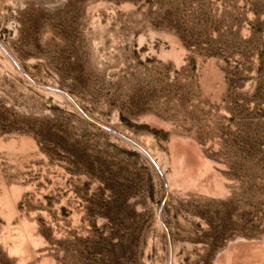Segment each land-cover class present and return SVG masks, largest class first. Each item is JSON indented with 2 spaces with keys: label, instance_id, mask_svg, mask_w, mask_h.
<instances>
[{
  "label": "rangeland",
  "instance_id": "rangeland-1",
  "mask_svg": "<svg viewBox=\"0 0 264 264\" xmlns=\"http://www.w3.org/2000/svg\"><path fill=\"white\" fill-rule=\"evenodd\" d=\"M0 264H264V0H0Z\"/></svg>",
  "mask_w": 264,
  "mask_h": 264
},
{
  "label": "water",
  "instance_id": "water-1",
  "mask_svg": "<svg viewBox=\"0 0 264 264\" xmlns=\"http://www.w3.org/2000/svg\"><path fill=\"white\" fill-rule=\"evenodd\" d=\"M13 60V59H12ZM14 61V60H13ZM14 63H15V61H14ZM16 64V63H15ZM17 65V64H16ZM17 67H18V69L21 71V72H23L22 70H21V68L17 65ZM128 141H130L132 144H134V145H136V143L135 142H133V141H131L130 139H127Z\"/></svg>",
  "mask_w": 264,
  "mask_h": 264
}]
</instances>
